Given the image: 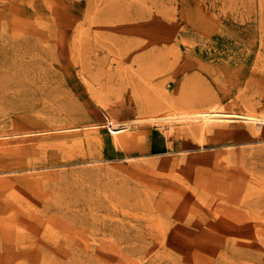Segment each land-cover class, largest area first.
I'll list each match as a JSON object with an SVG mask.
<instances>
[{
	"label": "rangeland",
	"instance_id": "1",
	"mask_svg": "<svg viewBox=\"0 0 264 264\" xmlns=\"http://www.w3.org/2000/svg\"><path fill=\"white\" fill-rule=\"evenodd\" d=\"M0 264H264V0H0Z\"/></svg>",
	"mask_w": 264,
	"mask_h": 264
},
{
	"label": "bare ground",
	"instance_id": "2",
	"mask_svg": "<svg viewBox=\"0 0 264 264\" xmlns=\"http://www.w3.org/2000/svg\"><path fill=\"white\" fill-rule=\"evenodd\" d=\"M148 102V101H147ZM150 103V102H149ZM155 104V103H154ZM148 105V104H147ZM150 111H152V109L150 110ZM169 111H170V109H169ZM177 111H179V110H176L175 111V113H177ZM180 112V111H179ZM152 113V112H151ZM174 113V114H175ZM180 115H181V113H179ZM191 114V113H190ZM190 114H183V115H181V117H177L178 119L179 118H183V119H202V120H204V121H206L207 123H209V122H214V121H216V120H218V119H220V118H216V117H213L212 115H211V113H196V114H198L197 116H195L196 114H194V116H192V115H190ZM151 115V114H150ZM168 115V114H167ZM176 115V114H175ZM180 115H178V116H180ZM155 118H156V116H155ZM161 118V117H160ZM177 118H175L174 116H168V117H166V118H164L163 117V120H166V121H168V119H177ZM162 119V118H161ZM237 119V118H236ZM149 120H151L152 121V119L150 118V119H145L144 121H149ZM231 120H233V119H231ZM109 126H110V130H111V132H112V134H114L115 136H118L119 134H121V133H124L125 131H126V129H128V128H130V125L128 124V123H126V124H123V126H118L114 121H113V119H109ZM139 121V120H138ZM155 121V120H154ZM205 124V123H204ZM206 125V124H205ZM69 126V125H68ZM204 126V125H203ZM203 126H202V128H203ZM212 126V125H211ZM61 128V127H60ZM204 128H205V126H204ZM56 129V128H55ZM88 129V128H87ZM54 130V129H53ZM69 130V129H68ZM72 130V129H71ZM76 130V129H75ZM26 131V130H25ZM64 131V130H63ZM21 132V131H20ZM57 132V131H56ZM61 132V131H60ZM203 132H205V131H203ZM202 132V133H203ZM210 132V131H209ZM28 133V132H27ZM30 133V132H29ZM45 133V132H44ZM88 133H86V135H87ZM90 134V133H89ZM22 135H24V134H22ZM24 137V136H23ZM116 138V137H115ZM86 139H88V138H86ZM118 139V138H117ZM66 141V140H65ZM75 141V140H74ZM74 141H73V143H74ZM81 141V140H80ZM83 141V140H82ZM81 141V142H82ZM67 142V141H66ZM66 142H62L61 141V143H65V144H67ZM58 143H60V142H58ZM41 144V143H40ZM80 144V143H79ZM67 145H69V144H67ZM11 151V150H10ZM40 181V180H39ZM38 182V181H37Z\"/></svg>",
	"mask_w": 264,
	"mask_h": 264
}]
</instances>
